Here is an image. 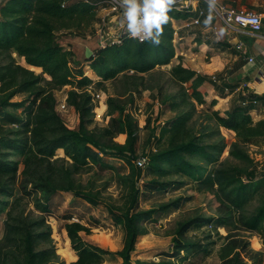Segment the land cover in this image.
Here are the masks:
<instances>
[{
  "label": "rangeland",
  "instance_id": "1",
  "mask_svg": "<svg viewBox=\"0 0 264 264\" xmlns=\"http://www.w3.org/2000/svg\"><path fill=\"white\" fill-rule=\"evenodd\" d=\"M77 1L66 0V3ZM101 21L86 32H75L77 38L71 42L68 41L71 32L56 35V42L66 43L73 52V70L85 67L86 48L91 52L98 48ZM175 51L170 64L157 66L146 74L130 71L103 82L92 70L87 71L86 75L95 80L88 91L93 97L90 105L93 123L88 133L101 145L102 149L94 151L102 160L75 168L64 153L57 152L53 159L42 161L25 174L21 163L16 176L0 175V264H38L34 257L44 250L56 252L57 257L48 264H70L73 260L63 249L73 251L65 230L71 222H80L90 230L89 234L81 233L85 242L113 253L121 251L126 233L122 225L115 224L111 211L121 214L132 207L155 212L151 219L139 224L145 234L139 238L132 255L133 264H264V221L255 224L264 207V139L248 144L219 127L214 112L225 116L235 105L242 104V93L238 94L234 106L223 100L212 106L215 92L211 91L213 85L209 78L199 89L204 102L197 101L192 96V82H180L173 69L179 65L190 70L200 68L211 62L212 57L208 55L206 59L201 50L190 46L183 55L176 48ZM9 67L17 73L14 78L9 76L0 81V100L16 94L9 101L15 105L0 112V137L22 132L21 121L26 120L24 109L36 99L35 92L21 90L23 77L17 68L42 74L41 69L29 66L17 54L0 53L1 77ZM232 73L224 71V74ZM45 78L40 86L52 91L51 78ZM216 86L223 92L220 93L223 98L226 88L233 85L227 82L213 87ZM70 92L77 90L66 86L53 91L56 111L70 127L78 129L79 116L69 104ZM119 106L125 109L124 115L117 110ZM125 117L132 125L133 136L114 122ZM181 117L188 121L191 139L214 158L208 165L205 155H185L192 165L206 168L197 180L183 178L166 161L159 162L157 168L153 166L155 156L174 148L169 143V135L164 134L166 124ZM252 117L254 122L264 120V110ZM21 136L25 138L24 133ZM116 151L134 156L133 167L112 157ZM0 152L10 153L1 145ZM139 158L147 159L145 169L138 168ZM8 160L17 162L12 157ZM150 183L171 187L149 192ZM3 189L8 193H2ZM76 192L90 196L93 202L75 197ZM138 193L142 197L136 201ZM196 220L203 223L181 232L184 225L189 227ZM178 243L199 245L200 252L191 256L185 251L181 258L169 259L166 254L176 251ZM113 253L105 257L103 264H123Z\"/></svg>",
  "mask_w": 264,
  "mask_h": 264
},
{
  "label": "trees",
  "instance_id": "2",
  "mask_svg": "<svg viewBox=\"0 0 264 264\" xmlns=\"http://www.w3.org/2000/svg\"><path fill=\"white\" fill-rule=\"evenodd\" d=\"M100 7L102 9L105 4L100 6L90 0H79L71 4H67L66 0H5L4 4L0 6V53H15L29 66L42 70L41 75H35L34 72L17 68L23 77L20 84L21 90L27 93L35 92L36 99L27 108L23 107V104H19V107L25 108L26 115L25 122L21 121L22 132L8 137H0L1 147L10 151L8 154L0 152V175L16 176L21 163L25 167V174L28 169L38 164L41 165L42 161L53 159L57 152L64 153L73 162L75 168L87 165L89 161L94 163L97 160H102L99 154L94 151V149H102L101 145L88 133L89 126L93 123V120L90 119L92 111L90 105L93 102V97L88 91L89 87L95 84V80L88 77L84 69L73 70L71 67L72 50L66 45L56 42V35L59 32L75 33L92 29L98 23ZM191 16L190 12L171 8L169 20L164 25L159 45L154 46L149 41L140 43L134 38L124 37L120 44L94 51L92 58H86V65L101 81L106 82L125 72L133 71L137 74H146L155 70L157 66L170 64L176 55L172 20H182ZM5 70L7 74L4 77L0 76V81L9 76L14 78L17 73L10 67ZM173 73L182 83L192 82V96L197 101L204 102L199 89L208 82V77L197 75L195 71L181 65L175 67ZM45 76L51 78L52 91L40 86L42 81H46ZM66 86H73L77 90V92H70L68 100L70 106L74 107L78 113L80 121L78 129L70 127L56 111L57 100L53 91ZM238 87V85L230 87L229 92L225 94L226 97L232 95ZM215 88L217 89V86ZM217 92L223 93L219 88ZM15 95L12 94L8 99L0 100V112L9 105H15L9 103ZM79 99L80 102H78ZM217 103V100H213L211 105L215 106ZM240 103L242 104L235 105L233 110L227 112L225 116L214 112V118L219 127L240 141L256 144L264 139V120L254 122L252 115L264 110V95L250 93L247 96H242ZM117 110L121 115H124L123 107L119 106ZM125 118L114 122L123 126L124 131L133 136L132 125L128 118H126L127 120ZM187 123L186 118L181 117L166 124L164 134L169 135V143L174 148L155 156L153 166L157 168L156 165L159 162L166 161L174 166L177 173L183 178L197 180L203 176L201 173L206 168L200 169L192 165L185 155H205L208 165L213 163L214 158L211 154L206 153L204 147L191 139ZM23 133L25 138L21 136ZM101 153L106 154L103 151ZM8 157L16 158L17 162L12 163ZM112 157L120 158L128 166L133 167L134 156L128 157L124 152L116 151ZM167 187L171 186L156 183L147 185L149 192L155 189L165 191ZM51 192L55 193V189ZM2 193H8V190L3 189ZM74 196L89 203L93 202L90 196L80 192H76ZM139 197H142L141 193L136 195V201ZM45 200L48 202L49 196L45 197ZM111 212L115 224L122 225L126 233L123 249L113 253L85 242L81 233L89 234L90 230L80 222H71L66 224L65 230L71 241L72 250L77 253L78 259L70 264H103L105 257L112 253L121 258L123 264H133L132 255L136 250L139 238L145 234L139 224L151 219L155 212L151 210L138 211L135 207L121 214ZM66 220L69 222L71 218ZM263 221L264 207L260 209L255 224ZM201 222V220H196L191 222L189 227L184 225L181 232L186 233ZM185 251L194 256L200 252V247L199 245L178 243L177 250L167 253L166 256L169 259L181 258V253ZM55 257L57 256L54 250H44L36 254L34 258L38 259V264H48L52 263ZM159 264L172 263L162 262Z\"/></svg>",
  "mask_w": 264,
  "mask_h": 264
},
{
  "label": "crops",
  "instance_id": "3",
  "mask_svg": "<svg viewBox=\"0 0 264 264\" xmlns=\"http://www.w3.org/2000/svg\"><path fill=\"white\" fill-rule=\"evenodd\" d=\"M222 1L228 6L236 9L257 12L264 18V0ZM104 3L105 0H98L95 2V4L100 6ZM3 4L4 1L0 0V6ZM179 6L180 2L176 4L177 9L175 10L178 11ZM187 12H190L192 16L182 20H172L174 29V47L178 51L180 50L181 55L186 53L187 48L190 46L193 49L198 48L201 50L202 56L206 59L208 58V55L212 57L210 60L211 62H206V64L202 65L200 68L192 70L208 77V79L211 78L210 83L213 86L226 85L227 82L231 85L240 86L248 84L256 94L260 96L264 95V31L261 35L256 37L241 34L231 35L224 28L223 24L215 18L207 3L199 0L193 1L190 10ZM201 12L203 14H201ZM104 18L109 21V24L110 22L114 24L118 19V15L111 13L109 5H105V7L99 12V19L102 20ZM196 18H199L200 23L197 25L192 24V20ZM62 33L63 32H61V34ZM76 38V33H72L69 35L70 40L68 39V41H74ZM62 44L67 45L64 42ZM239 45L242 46L240 49ZM87 50L88 49L86 48V52ZM250 58H253L254 61L249 62ZM83 69L86 74L88 73V70H91L88 65H85ZM186 69L190 68L186 67ZM225 70H230L233 73L231 75L224 74ZM214 77H217L219 83L213 82ZM232 79H235V81L233 82ZM213 86L211 91L213 93L215 92V95H213L212 99L217 101L223 100L229 106H234L237 102V97H239L238 94H243L244 92L240 90L239 86V89L232 95L223 99ZM73 257L74 260L77 261L78 256L75 251H73ZM74 260L72 262H75Z\"/></svg>",
  "mask_w": 264,
  "mask_h": 264
},
{
  "label": "built area",
  "instance_id": "4",
  "mask_svg": "<svg viewBox=\"0 0 264 264\" xmlns=\"http://www.w3.org/2000/svg\"><path fill=\"white\" fill-rule=\"evenodd\" d=\"M193 1L195 0H173L170 9L171 8L177 9L176 4L180 2L178 11H189ZM199 1L207 3L211 12L214 14L215 18L218 19L223 24L224 28L231 35L241 34V35L256 37L261 35L264 31V18L262 15H260L257 12L233 8L225 4L222 0H199ZM104 4L109 5L111 13L117 14L118 19L114 24H112L111 22L109 24V21L106 18L102 19L100 24L101 30L99 32L98 48L95 51L108 46L120 44L124 37H129L125 27L126 21L123 20V15H122L123 9L121 7L120 0H106ZM201 14L203 13L201 12ZM192 22H193L192 24L197 25L200 23V20L199 18H196L192 20ZM112 31L115 32L116 34H114ZM110 35L112 36L116 35V36H114V38L112 39H109V37H112ZM136 40L140 43H144L147 41L141 39H136ZM241 47L242 46L239 45V49ZM253 61H254L253 58L249 59V62H253ZM213 82L219 83L217 77L213 78ZM239 88L242 91L244 89V92L242 94L243 96H247L250 93L256 94L254 90H252L249 87L248 84H244V86H240ZM226 90L227 92L229 91V89ZM136 164L138 168L145 169L146 166L148 165L147 159L139 158L136 160Z\"/></svg>",
  "mask_w": 264,
  "mask_h": 264
},
{
  "label": "clouds",
  "instance_id": "5",
  "mask_svg": "<svg viewBox=\"0 0 264 264\" xmlns=\"http://www.w3.org/2000/svg\"><path fill=\"white\" fill-rule=\"evenodd\" d=\"M173 0H120L130 38L159 45Z\"/></svg>",
  "mask_w": 264,
  "mask_h": 264
},
{
  "label": "bare ground",
  "instance_id": "6",
  "mask_svg": "<svg viewBox=\"0 0 264 264\" xmlns=\"http://www.w3.org/2000/svg\"><path fill=\"white\" fill-rule=\"evenodd\" d=\"M65 253H68L70 260H74L73 257V251L69 250V249H63ZM75 261V260H74Z\"/></svg>",
  "mask_w": 264,
  "mask_h": 264
},
{
  "label": "water",
  "instance_id": "7",
  "mask_svg": "<svg viewBox=\"0 0 264 264\" xmlns=\"http://www.w3.org/2000/svg\"><path fill=\"white\" fill-rule=\"evenodd\" d=\"M92 56H93V52H91L90 50H87V52H86V58L87 59H90V58H92Z\"/></svg>",
  "mask_w": 264,
  "mask_h": 264
}]
</instances>
